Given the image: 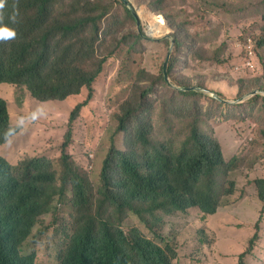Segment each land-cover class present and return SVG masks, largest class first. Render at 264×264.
<instances>
[{
  "label": "rangeland",
  "instance_id": "obj_1",
  "mask_svg": "<svg viewBox=\"0 0 264 264\" xmlns=\"http://www.w3.org/2000/svg\"><path fill=\"white\" fill-rule=\"evenodd\" d=\"M34 2L25 0L20 10L38 17L41 7ZM49 8L46 23L50 26L69 18L76 22L85 17L96 19L73 33L74 39L86 41V57L80 68L93 71L101 60L111 57L93 83L95 102L76 120L80 132L78 136L73 134L68 147V165L61 158L66 130L45 125L25 148H20L14 139L0 145V153L14 167L30 158H46L61 174L70 169L82 176L86 173L96 187L97 172L102 173L113 142L123 151H134L140 159L145 156V146L135 138L140 125L146 127L155 145L168 150L182 149L197 125L213 144L217 139L222 145L224 163L217 174L218 189L222 191L229 180L237 182L236 192L223 196L222 203L242 197L250 182L257 195L254 180L264 176V0H54ZM57 41L58 38L54 44ZM251 51L254 68L246 66ZM10 56L11 53L0 56V67L9 62ZM167 60L168 79L164 68ZM186 87L194 88L196 93H184ZM146 88L151 92L142 103L143 112L128 122L126 130L115 134L118 114L125 103L141 104ZM6 91L12 118L26 107L35 113V103L46 101V119L55 115L67 127L73 94L64 99L41 100L26 85L15 83ZM4 93L0 88V94ZM88 93L89 89L83 87L80 99ZM90 153H94V169L90 168ZM112 176L117 180L118 173L113 171ZM56 186L60 188L61 181ZM73 192L68 183L66 195ZM106 205L109 215L114 214L126 230L137 226L161 242L134 211L123 213L112 209L110 202ZM259 206L260 203L239 206L242 214H231L227 221L237 218L245 222V232L249 220L256 221ZM69 220L67 211L59 221L54 215L40 219L24 243L23 254L35 255L37 264H59L60 254L56 253L66 240L60 226ZM221 229L224 246L228 250L238 247L239 242L229 236L235 230L230 226ZM155 230L178 250L176 264H194L200 259L202 233L192 221H185L179 213L165 215ZM40 238L44 243L39 244ZM238 252L241 255L244 248ZM246 260L248 264H264V251L256 247Z\"/></svg>",
  "mask_w": 264,
  "mask_h": 264
},
{
  "label": "trees",
  "instance_id": "obj_2",
  "mask_svg": "<svg viewBox=\"0 0 264 264\" xmlns=\"http://www.w3.org/2000/svg\"><path fill=\"white\" fill-rule=\"evenodd\" d=\"M25 0H6L4 10V23H9L8 16L12 14V5L16 3L18 16ZM35 1L41 7L39 19L46 20L50 17L49 6L54 0H26ZM96 19L85 17L78 22L70 18L53 26H46V33L37 42L18 43L13 46L10 60L0 67V82H22L27 84L32 91L43 98L46 96H67L80 93L83 87L89 89L88 96L82 102L75 105L70 113V122L76 120L81 109L86 106L93 97V83L103 71L107 58L101 60L93 71L80 68L86 55L84 49L86 41L83 38H73V33L78 31L86 23H95ZM15 29L18 25H12ZM59 33L60 41L54 47L49 38ZM264 40V35H263ZM7 43V44H6ZM11 43V42H10ZM10 43L0 42V48ZM4 44V45H2ZM38 46L39 49H38ZM37 47V51L35 49ZM53 53L51 58L52 71L49 77L43 73V61L46 54ZM56 53V54H55ZM151 92L146 88L141 96L144 100ZM184 93H196L183 90ZM138 108L126 102L124 108L118 114V127L126 130L128 122L136 116ZM5 103L0 100V142L6 138ZM198 126H194L197 128ZM148 134L145 126L140 125L137 134ZM136 140L141 142L137 137ZM118 161V168L122 176L133 183L137 194L121 205L123 210L128 209L137 212L142 217L154 215L160 209H167V203L174 205H199L206 210H211L213 205L220 203V193L217 189L216 174L224 163L221 148L215 161L205 149L199 156L188 159L179 158L177 163L166 158L165 152L156 149L148 161L142 165L133 156L119 150L116 145L111 148L105 164L110 165ZM46 160L33 158L24 161L17 172L4 157L0 156V264H37L35 255L23 254V241L30 235L35 226V218L47 210L50 199L59 192L54 188L56 179L63 181L64 174L56 170L50 172ZM181 180V186L175 187L172 178ZM256 201L262 205L257 222L249 220V229L244 232L246 223H238L231 220L235 227L229 236L239 242L248 243L246 250L240 255V264H246L244 257L257 245H264V177L256 178ZM233 192V187L228 193ZM82 229V237L71 236L58 249L60 254L59 264H175L176 253L167 245L162 247L150 239L142 241L132 237L117 221L114 214L107 217L101 216L98 220L79 219ZM16 228L15 232L11 230ZM247 240H244L246 235ZM244 240V241H243ZM44 243L40 238L39 244ZM46 253L51 254L48 250Z\"/></svg>",
  "mask_w": 264,
  "mask_h": 264
},
{
  "label": "clouds",
  "instance_id": "obj_3",
  "mask_svg": "<svg viewBox=\"0 0 264 264\" xmlns=\"http://www.w3.org/2000/svg\"><path fill=\"white\" fill-rule=\"evenodd\" d=\"M5 7H6V0H0V42H7L11 40V43L10 45L4 48H0V56L9 54V53L12 54L13 46L15 44L22 43V42L32 43V42L39 41V39H41V37L46 33V26H50L48 23H46V21L49 18H47L46 20H42V19H39V16L38 17L28 16L24 12H22L21 16H18L19 13L16 8V3L12 5L13 12L11 15L8 16L9 23H4ZM15 24L18 25L17 29H15L12 26ZM34 32L38 34H35ZM56 38H58V41H57L58 43L60 41L59 33H55L49 38L50 43L54 47V50H56L57 48L55 46L56 44H54V40ZM39 47L40 46H38V49ZM35 49L37 51V47H35ZM249 54H250V57L247 59L246 66L249 68H254V62L251 59L252 58L251 55L253 54V51H251ZM52 56H53V53L46 54L45 59L43 61V66H44L43 73L47 77H49L52 71V63H51ZM169 57H170V54L168 55V59ZM166 62H168V60L165 61V63ZM165 63H164L165 78L168 79ZM13 83L26 85L28 89L31 91L32 95L41 100L64 99V97H59V96H46L43 93L41 94V96H44L43 98L38 97V95H36L27 84L22 83V82H14V81L0 82V88L4 89L6 92L4 94H0V100H3L5 103V110H6V117H7L6 124H5V127H7L6 138L3 139L2 142H0V145L3 144L6 139H11V140L14 139L18 143L20 148H25L33 140L32 139L33 137L36 138V135L38 131L40 130V126H45V125L57 126L61 129L66 130L64 133L63 142L61 145V149H62L61 158L64 164L68 165L69 157H70L68 153V147L72 141L73 134L75 136H78L80 132V125L77 123L76 120L80 115H82L85 109H89L93 105L96 99L94 100L92 99L86 106H84L81 109L80 114L76 118V120H73L72 122L68 120L67 127L64 125L63 121L60 118L55 117V115H52V118L46 119L48 115V111L43 112L45 106L47 105L45 103L46 101H38L35 103V113H33L32 110H28V107H26V108H22L12 118V115L10 114L7 108V101L5 100V96L7 95V91H6L7 88L9 87V85ZM192 89L194 88H189V87L184 88V90L188 92H191V91L195 92V90H192ZM80 96H81L80 93H77L74 95L75 98L73 100V105H74L73 108L75 107L77 103L82 102L83 100L87 98L85 96L83 99H80ZM145 100L146 99L143 100L141 98V101H142L141 104L136 105V106L132 105V103L129 102L133 107L138 108L136 112L137 115L143 112L140 109L142 107V103ZM38 113H42V114L40 116H37ZM122 131L124 130H120V128L117 127L115 134H118ZM136 137L141 141V143L146 148L145 156L142 159H140L137 157L134 151H124V152L130 153L133 156V158L142 165H144L148 161L149 157L155 152L156 149H160L163 152H165L166 158L171 159L174 163H177L179 158L188 159L191 157L199 156L204 149L208 151V153L211 154L213 159L216 161L218 157L219 149L221 148L222 150V145L220 141L217 139H214L215 143L213 144L212 139L206 138L205 135L201 133L199 126L193 129L192 138L190 142H188L180 150H168L164 146L155 145L149 138L148 134L139 133L135 135V138ZM114 145H116L115 142H113L112 147ZM222 154L224 156L223 150H222ZM10 155L14 156L12 152H10ZM0 156L4 157L10 164H12L10 160L6 158V156H4L1 153H0ZM90 156L92 157L90 159L92 161L90 168L94 169L95 168V163H93L95 159L94 153H90ZM35 158L46 160L48 164L50 165L48 170L50 172H52L53 170H56L57 175H58L59 170L53 168V165L50 160L46 158H41V157H35ZM30 159H33V158H30ZM20 166L14 167L13 165L15 173L17 172ZM221 168H223V165H221L219 170ZM113 171H116L118 173L117 180H114L112 176ZM217 174L215 177L216 183H217ZM248 178L251 180L255 179V177L253 176H250ZM171 180L175 187L181 186L182 184L181 180H179L178 178L173 177ZM59 181L60 179H58L57 177L56 182H59ZM56 182H54V188L57 187ZM61 183H62V186L60 188L57 187L56 189L59 193L53 199H50L47 210L39 214L35 218V222L37 223L40 219H44L48 215H54V219L58 218V221H59L61 220V217L63 216V214L67 211L70 217L69 223L61 224L60 228L62 229L61 232L66 235V238L69 241H70L71 236L82 237V229L79 223V219L81 218L90 219L91 218L94 220H98L103 215L104 217H107L109 215V211H108L109 207L106 205V203L108 202L111 203L112 209L119 210L123 213L132 211L128 209L123 210L121 208V205L124 202L130 200L132 197H134L137 194V191L133 183L127 181L122 176V173L120 169L118 168V161H115L113 162V164H110V165H106L104 161L102 173L97 172L96 187L93 186L89 175L84 173L82 176L77 170H73V169H70V171L68 170L67 173H64V179L63 181H61ZM68 183H71V185L73 186V190H74V192L70 196L66 195ZM254 183H255V180H254ZM232 187H233V192L228 193V189ZM217 189H218V183H217ZM236 189H237V182L235 180H229L226 187L222 191L218 189L220 193V203L218 205L214 204L211 210H206L202 206H199V205L179 206V205H174L169 202L167 203V209H160L156 211L155 214L152 216L146 215L145 217H142L141 215H139L137 212L134 211L136 214H138L141 217L142 221L147 225L149 229L155 231L157 237L161 239L160 243L156 241L155 239L146 235L137 226L127 231L130 233L133 230L138 229L139 231L132 232L130 234L132 235L133 238L138 239L142 241L143 243H145L144 241H146V239H150L162 247H166L167 245H169L176 253V257H175L176 259L178 255V250L170 242H168L164 237H162L158 232H156L155 228H157L159 224L164 221L165 215L179 213L181 214V217L184 218L185 221H192L201 229L200 231L202 233V239L200 240V243H201L200 246L202 247V254L200 255V259L195 261L194 264H218L220 261H231L229 264H240V254L238 250L240 247H243L245 251L246 248L248 247V243H239V246L236 247L235 249L228 250L224 246L223 241L220 239L222 237L221 228L223 226H230L232 228H235L231 224V221H227L228 216L232 214L237 217L238 214H242V210H243L242 208H239V206L256 205L258 202L256 201V188L253 185V183L250 182L245 187L246 192L244 193L242 197L239 198L238 196L237 199L233 198L231 202L227 204H223L222 203L223 196L234 194L236 192ZM259 208H262V205H260ZM260 214L261 212L258 213L256 222L258 218L260 217ZM263 215H264V212H263ZM236 221L238 223H245L243 221H240L237 218H236ZM262 226H264V222H262ZM15 229L16 228L11 227V230L13 231V233L15 232ZM262 231L264 232V227L262 228ZM29 236L23 241L20 247V250L24 246V243L29 238ZM262 236H264V234ZM257 247H260L264 251L263 244L257 245ZM255 248L256 247H254V249L250 253H247L245 255L244 260L246 264H248L246 260L247 256L250 255L255 250ZM175 259H174V263H175Z\"/></svg>",
  "mask_w": 264,
  "mask_h": 264
},
{
  "label": "bare ground",
  "instance_id": "obj_4",
  "mask_svg": "<svg viewBox=\"0 0 264 264\" xmlns=\"http://www.w3.org/2000/svg\"><path fill=\"white\" fill-rule=\"evenodd\" d=\"M159 21H161V19H159ZM159 21H158V22H159ZM161 23H162V22H161ZM161 30H162V29H161ZM161 30H160V31H158V32H161Z\"/></svg>",
  "mask_w": 264,
  "mask_h": 264
},
{
  "label": "water",
  "instance_id": "obj_5",
  "mask_svg": "<svg viewBox=\"0 0 264 264\" xmlns=\"http://www.w3.org/2000/svg\"><path fill=\"white\" fill-rule=\"evenodd\" d=\"M166 65H167V62L165 63V67H166Z\"/></svg>",
  "mask_w": 264,
  "mask_h": 264
}]
</instances>
